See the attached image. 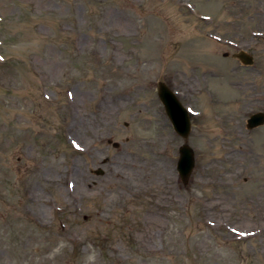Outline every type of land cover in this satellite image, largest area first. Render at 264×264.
<instances>
[{"label": "rangeland", "instance_id": "rangeland-1", "mask_svg": "<svg viewBox=\"0 0 264 264\" xmlns=\"http://www.w3.org/2000/svg\"><path fill=\"white\" fill-rule=\"evenodd\" d=\"M173 74L203 115L187 185L157 97ZM251 78L264 0H0V264H264Z\"/></svg>", "mask_w": 264, "mask_h": 264}, {"label": "water", "instance_id": "water-1", "mask_svg": "<svg viewBox=\"0 0 264 264\" xmlns=\"http://www.w3.org/2000/svg\"><path fill=\"white\" fill-rule=\"evenodd\" d=\"M234 58L241 61V63L245 66L252 65L253 59L252 56L247 54L244 51H239L235 55ZM157 95L159 98V102H161L164 112L166 113L168 119L171 122L174 131L184 140V144L179 148V158L177 164V173L181 180V184L187 185L189 184L190 177L192 175L191 172L194 170L195 160L194 153L192 148L187 144V139L190 131V121L188 117V112L186 109L180 104L175 94L170 91V89L166 86L164 82H159L157 84ZM261 114L254 115L250 117L248 120V126H256L259 123L264 122V118ZM117 147V144L112 145ZM97 174H101V171H98Z\"/></svg>", "mask_w": 264, "mask_h": 264}, {"label": "flooded vegetation", "instance_id": "flooded-vegetation-1", "mask_svg": "<svg viewBox=\"0 0 264 264\" xmlns=\"http://www.w3.org/2000/svg\"><path fill=\"white\" fill-rule=\"evenodd\" d=\"M235 60L239 62V65L242 68H250V69L254 68L252 65L251 66H244V65H242L240 63L239 60H237V59H235ZM176 79L177 78L175 77V74L170 75L168 77L167 82H165V83L169 87V89L176 94V96L178 98V101H180V103L183 106L188 108V111L190 112L189 113V118H190L189 121H190L191 130L189 131L190 134L188 136V141H189L190 135H191V131L193 130V126H195V121L203 119V115L202 114H196L194 112V109L191 108L193 106H190V104H192L190 101H189L190 103H183L181 101V100H183L186 97V94L181 92L180 90H178L179 86L177 84V80ZM249 85H250L249 87L251 89H253L252 93H251V96H250V97H252L250 104H251V106H254V107L248 108L249 110H248L247 115H246L245 120H244V125H243L244 128L243 129L246 131V135L248 136V138L246 140H248V143L250 145H254L256 143L264 145V137L263 138L259 137L261 135L262 130L264 129V122L259 123V124H257L256 126H253V127L248 126V120L250 119V117H253L254 115H257V114H261L263 116L262 118H264V91L255 92L256 88H254L255 85H254V81H253L252 78H251V81L249 82ZM176 86H178V87H176ZM189 87H192V86H189ZM171 128H172V126H171ZM231 130H232L233 134L235 133V136H236V138H238V140L240 139V136H243L242 130L240 129V126H238L237 122L235 123V125L233 126V128ZM172 132L183 143L182 138L173 130V128H172ZM225 132L227 134L231 133V131H229V132L225 131ZM236 138H235V140H236Z\"/></svg>", "mask_w": 264, "mask_h": 264}]
</instances>
